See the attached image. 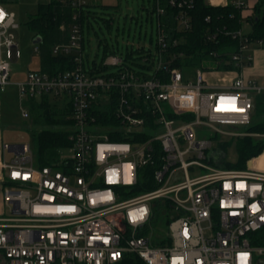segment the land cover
Returning a JSON list of instances; mask_svg holds the SVG:
<instances>
[{
    "label": "built area",
    "instance_id": "2783aa9c",
    "mask_svg": "<svg viewBox=\"0 0 264 264\" xmlns=\"http://www.w3.org/2000/svg\"><path fill=\"white\" fill-rule=\"evenodd\" d=\"M61 1L77 12L68 41L56 44L53 53L77 52L76 66L53 74L30 70L25 80L15 83L10 80V62L21 57L14 33L19 24L15 14L0 4L4 13L0 93L16 86L23 117L29 116L26 101L45 95L65 98L71 108L67 115L71 153L61 156L59 151L54 164L36 166L27 143H3L0 180L4 201L14 215L0 217V260L4 264H136L138 259L146 264H264V151L248 160L246 168H220L217 163L227 155L226 142L212 139L217 134L264 137L228 128L252 123L255 96L264 92V86L244 70L253 61L252 44L264 41L251 40L241 29L227 31L239 42L238 50L225 60L234 68L212 70L223 74L224 84L208 85L204 69L196 68L192 80L172 65L177 58L172 46H178L180 39L158 19L157 48L143 58L150 67H128L122 56L111 54L105 65L119 69L92 74L82 65L77 19L93 0ZM206 1L243 10L247 6L246 0ZM169 3L179 9L175 30H190L194 1ZM163 13L158 5V16ZM34 51H40L38 43ZM112 102L115 122L102 123L101 106ZM111 132L126 139L112 140ZM148 186L153 188L145 190ZM156 201L165 205L169 219L167 228L159 226L163 237L158 243L152 238L158 228L152 223Z\"/></svg>",
    "mask_w": 264,
    "mask_h": 264
},
{
    "label": "trees",
    "instance_id": "16d2710c",
    "mask_svg": "<svg viewBox=\"0 0 264 264\" xmlns=\"http://www.w3.org/2000/svg\"><path fill=\"white\" fill-rule=\"evenodd\" d=\"M193 1V7L189 9L192 17V28L183 32H177L175 30V15L179 9L172 6L169 0H154L151 10L157 14V6L161 5L164 13L160 16L157 14V21L159 19L172 36L180 39L178 46H172L173 52L177 54V58H175L172 65L182 69L186 77V71L188 69L202 68L207 71L233 69L234 65L225 62V60L231 59L230 54L238 50L239 42L232 35H227L226 32H234L239 29L243 30L245 21L250 23L251 28L247 32L243 30L244 33L251 40L261 39L264 41V0H260L254 6L252 14L246 17L243 16V9L237 8L230 3L227 5H212L206 0ZM75 12L77 10L69 4L61 0H52L49 3L40 4L37 13L30 16L27 20V24L36 34L35 37L41 36L42 39L38 43L41 57V67L39 70L53 74L76 66L77 63L74 60V56L77 52L72 54L53 53V47L56 44L68 41L71 24L75 22L73 19ZM102 13L92 9L89 4L79 11L77 19L80 23L82 33V65L86 71L92 74H104L110 67L104 63L106 58L111 54L119 55L116 45L110 44L106 39L99 38V46H103L104 52L103 63L98 65L93 61L89 65V68L86 69L84 49L85 44L87 42L90 43V33L94 29V22H103L108 28H111L113 25V17H104L101 15ZM95 33L97 34L96 31ZM209 35H215V38L209 39ZM155 48H157L156 44ZM137 51L142 53L143 58L153 55L151 49L146 50L144 47L138 48ZM133 53L134 50L131 48L128 49L125 56L120 55L124 59V65L132 67L129 62L133 58ZM136 65L137 68L150 67V65L144 63H136ZM112 72L107 71L106 73L110 74ZM255 104L257 111L264 113V92L258 95ZM28 107L32 120L41 125L34 133L35 147L33 151L35 165L38 167L52 165L59 158L61 148L71 144L68 139V129L62 127L63 125L70 126L71 124V119L67 116L71 108L67 104V113L53 112L48 95L43 96L40 101L36 98L30 99L28 101ZM101 108L104 117H100V121L105 124L114 123L115 121L112 118V113L115 110L114 103L112 102L106 106H101ZM106 114L107 116H105ZM248 131L264 133V121L256 124L251 123L248 126ZM109 134L112 140L126 139L114 132ZM228 145L226 143L227 147ZM263 151L264 137L253 138L251 136H244L238 138L237 160L235 162L226 161V167L230 169L246 168L248 160L258 156ZM262 158L259 159L262 160ZM144 170L149 172L148 167H145ZM152 188L153 186H148L145 190ZM161 206V203L156 201V207L153 210L154 215L152 217V223L154 225L161 220ZM168 223L169 219L163 220L164 228H167ZM0 264H4V262L0 260ZM136 264L146 263L138 259Z\"/></svg>",
    "mask_w": 264,
    "mask_h": 264
},
{
    "label": "rangeland",
    "instance_id": "374dc122",
    "mask_svg": "<svg viewBox=\"0 0 264 264\" xmlns=\"http://www.w3.org/2000/svg\"><path fill=\"white\" fill-rule=\"evenodd\" d=\"M37 0H23V2L14 1L11 5L4 3V7L15 14V20L19 27L14 29L16 40L20 45L21 57L14 58L10 62L12 83L23 81L27 78L30 70H39L41 67L40 52L34 51L35 32L27 24L30 16L37 13ZM154 0H93L90 7L98 12H103L104 17H113V25L108 28L103 22H94V29L90 33V43L85 44L84 56L86 69L95 61L98 65L103 63L104 52L103 46H99V38L106 39L110 44L118 47V54L125 56L128 49H133V58L129 62L132 67L137 68L136 63H145L142 53L138 52V48L144 47L146 50H155L157 37V14L152 12ZM97 32V34L95 33ZM88 58V59H87ZM117 66H110L108 72L116 71ZM106 71V72H107ZM104 72V74H106ZM205 79L208 85H222L223 74L219 71H204ZM187 76L195 80V69H188ZM50 97V103L53 112L67 113V100L65 98ZM42 97H37L41 100ZM28 101L26 105L28 106ZM25 105V106H26ZM26 106V107H27ZM29 108V107H28ZM0 115L2 124L0 132L4 138V143L21 144L27 143L32 150L35 147L34 133L41 125L32 120V116L23 117L19 106L17 89L14 84L7 87L5 92L0 93ZM264 121V113L256 111L252 114V123L256 124ZM68 129L69 126L63 125ZM234 131H248V126L228 127ZM157 133H160L159 131ZM210 137V132H207ZM254 138V137H253ZM259 138V137H257ZM215 142L220 140L228 143L226 149L227 155L224 159L217 163L220 168H227L226 161L235 162L237 160V139L233 137L222 138L220 134L213 136ZM210 151V150H209ZM34 152V151H33ZM71 153L70 149L63 147L60 150L61 156H67ZM7 158H11L10 153H6ZM165 205L162 204L160 222L156 223L158 228L152 234L154 242L162 241L163 232L159 230V226L163 225L167 212ZM11 207L6 204L4 214L2 216H13ZM15 216H21L16 215ZM155 224V225H156Z\"/></svg>",
    "mask_w": 264,
    "mask_h": 264
},
{
    "label": "crops",
    "instance_id": "0c3cea01",
    "mask_svg": "<svg viewBox=\"0 0 264 264\" xmlns=\"http://www.w3.org/2000/svg\"><path fill=\"white\" fill-rule=\"evenodd\" d=\"M14 1L16 0H0V4L4 6V3H8L11 5ZM52 0H37L36 4L37 7L39 8L40 4L43 3H49ZM260 0H246L247 6L243 10V16L246 17L253 12L254 6L259 2ZM18 2H23V0H18ZM251 28V25L248 21H245L243 24V30L245 32L249 31ZM40 52V51H39ZM251 53L253 54V61L251 65L245 68L244 73L245 75L253 80H256L260 85L264 86V44L263 45H258L253 43L252 44V50ZM258 95L255 96V103ZM257 111V107L255 104V109L254 112ZM2 124V118L0 115V126ZM1 129V128H0ZM3 143H4V138L1 135L0 132V163L2 159L4 158V150H3ZM6 156V155H5ZM1 175V171H0ZM3 183L0 180V217L4 214L6 203L4 201V196H3Z\"/></svg>",
    "mask_w": 264,
    "mask_h": 264
},
{
    "label": "water",
    "instance_id": "95a60500",
    "mask_svg": "<svg viewBox=\"0 0 264 264\" xmlns=\"http://www.w3.org/2000/svg\"><path fill=\"white\" fill-rule=\"evenodd\" d=\"M41 36H36L35 38H34V43H39V42H41Z\"/></svg>",
    "mask_w": 264,
    "mask_h": 264
},
{
    "label": "snow or ice",
    "instance_id": "6c2138e0",
    "mask_svg": "<svg viewBox=\"0 0 264 264\" xmlns=\"http://www.w3.org/2000/svg\"><path fill=\"white\" fill-rule=\"evenodd\" d=\"M4 13L0 12V19H3Z\"/></svg>",
    "mask_w": 264,
    "mask_h": 264
},
{
    "label": "bare ground",
    "instance_id": "6f19581e",
    "mask_svg": "<svg viewBox=\"0 0 264 264\" xmlns=\"http://www.w3.org/2000/svg\"><path fill=\"white\" fill-rule=\"evenodd\" d=\"M216 1H219V0H215V2H216Z\"/></svg>",
    "mask_w": 264,
    "mask_h": 264
}]
</instances>
